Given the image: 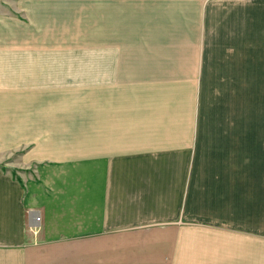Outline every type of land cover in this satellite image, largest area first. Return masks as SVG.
<instances>
[{"label": "crops", "instance_id": "crops-1", "mask_svg": "<svg viewBox=\"0 0 264 264\" xmlns=\"http://www.w3.org/2000/svg\"><path fill=\"white\" fill-rule=\"evenodd\" d=\"M42 83L95 107L66 123ZM246 83L264 0H0V264H264V139L183 106Z\"/></svg>", "mask_w": 264, "mask_h": 264}, {"label": "rangeland", "instance_id": "rangeland-1", "mask_svg": "<svg viewBox=\"0 0 264 264\" xmlns=\"http://www.w3.org/2000/svg\"><path fill=\"white\" fill-rule=\"evenodd\" d=\"M249 79H255L249 77ZM28 85H25V88ZM185 94L183 106L187 114L191 113V109H199L201 119L206 122H215L212 119H217L215 114L218 112L224 114L226 120H230L232 124H243L248 126V144L249 150L253 153L260 145V138L264 139V83H246V84H232V85H184ZM27 90V89H24ZM35 91L36 87L29 91ZM43 95L47 97L48 92L54 93L52 100L46 98L41 99L39 108L47 109L52 103L56 106L59 102L64 103V106L72 109L68 115L65 116L66 123H79L81 120V113L83 111L90 112L95 107V84L84 83H42L38 89ZM63 93H70V100H63ZM191 93H194L196 100H193ZM215 95V96H213ZM24 97V96H23ZM212 97V98H211ZM211 98V99H210ZM194 101V102H193ZM24 107L31 108L29 100L24 97ZM198 102V105H196ZM169 106L178 107L176 102L168 103ZM212 117V118H210ZM31 116H25V123H30ZM57 120V121H56ZM60 120H62L60 118ZM209 120V121H208ZM61 121V122H63ZM54 122H58L55 119ZM259 129H262L259 131ZM263 136V137H262Z\"/></svg>", "mask_w": 264, "mask_h": 264}, {"label": "built area", "instance_id": "built-area-1", "mask_svg": "<svg viewBox=\"0 0 264 264\" xmlns=\"http://www.w3.org/2000/svg\"><path fill=\"white\" fill-rule=\"evenodd\" d=\"M39 220V217H37V221Z\"/></svg>", "mask_w": 264, "mask_h": 264}]
</instances>
